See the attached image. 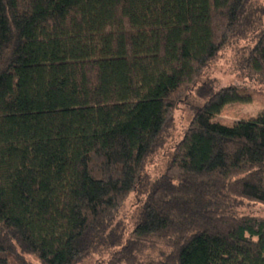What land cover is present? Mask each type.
<instances>
[{
  "label": "trees",
  "instance_id": "16d2710c",
  "mask_svg": "<svg viewBox=\"0 0 264 264\" xmlns=\"http://www.w3.org/2000/svg\"><path fill=\"white\" fill-rule=\"evenodd\" d=\"M243 41L232 69L264 87L257 0H0V264H264V111L216 121L254 95L195 87ZM193 87L204 103L151 178Z\"/></svg>",
  "mask_w": 264,
  "mask_h": 264
},
{
  "label": "rangeland",
  "instance_id": "374dc122",
  "mask_svg": "<svg viewBox=\"0 0 264 264\" xmlns=\"http://www.w3.org/2000/svg\"><path fill=\"white\" fill-rule=\"evenodd\" d=\"M264 4V0H257ZM247 42H239L224 49L205 71V74L197 81L195 87L201 85L211 79L217 81V88L236 87L244 89L254 95V102L251 105L234 104L228 106L224 112L215 118L216 121L232 124L244 117H253L264 111V87L256 86L248 82H244L239 74L232 69V59L237 49L243 48ZM195 87L191 88L186 96L177 103L174 111L175 132L173 138L169 141L166 148L161 151L151 162L147 168V173L151 178L160 176L167 163L171 160L175 149L184 137L194 118V109L202 106L204 103L195 96ZM143 197L138 191L132 193L122 206L118 220L125 226V236L128 237L135 227V215L142 206ZM110 253L103 255H94L81 264H99L100 262H108ZM35 264H40L36 260L31 259Z\"/></svg>",
  "mask_w": 264,
  "mask_h": 264
}]
</instances>
